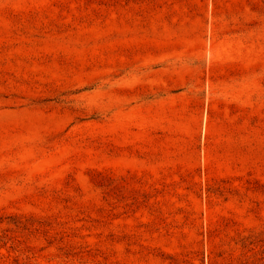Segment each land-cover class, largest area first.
<instances>
[{
  "label": "rangeland",
  "instance_id": "1",
  "mask_svg": "<svg viewBox=\"0 0 264 264\" xmlns=\"http://www.w3.org/2000/svg\"><path fill=\"white\" fill-rule=\"evenodd\" d=\"M0 264H264V0H0Z\"/></svg>",
  "mask_w": 264,
  "mask_h": 264
}]
</instances>
